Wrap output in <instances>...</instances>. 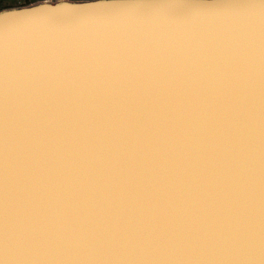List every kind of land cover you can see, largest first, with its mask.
Here are the masks:
<instances>
[{
    "label": "water",
    "instance_id": "95a60500",
    "mask_svg": "<svg viewBox=\"0 0 264 264\" xmlns=\"http://www.w3.org/2000/svg\"><path fill=\"white\" fill-rule=\"evenodd\" d=\"M0 264H264V0L0 16Z\"/></svg>",
    "mask_w": 264,
    "mask_h": 264
},
{
    "label": "rangeland",
    "instance_id": "374dc122",
    "mask_svg": "<svg viewBox=\"0 0 264 264\" xmlns=\"http://www.w3.org/2000/svg\"><path fill=\"white\" fill-rule=\"evenodd\" d=\"M161 2V3H171L173 2H163V1H176L181 3H195V2H211V1H224V0H2L4 6L0 10V16L9 13H15L23 10H43L46 12H53L57 10H64L73 8L75 6L84 3L93 4H110V3H129V2ZM59 5V6H58Z\"/></svg>",
    "mask_w": 264,
    "mask_h": 264
},
{
    "label": "trees",
    "instance_id": "16d2710c",
    "mask_svg": "<svg viewBox=\"0 0 264 264\" xmlns=\"http://www.w3.org/2000/svg\"><path fill=\"white\" fill-rule=\"evenodd\" d=\"M3 8H4V6L2 4V0H0V10L3 9Z\"/></svg>",
    "mask_w": 264,
    "mask_h": 264
},
{
    "label": "bare ground",
    "instance_id": "6f19581e",
    "mask_svg": "<svg viewBox=\"0 0 264 264\" xmlns=\"http://www.w3.org/2000/svg\"><path fill=\"white\" fill-rule=\"evenodd\" d=\"M163 2H173V3H178V2H176V1H163Z\"/></svg>",
    "mask_w": 264,
    "mask_h": 264
},
{
    "label": "clouds",
    "instance_id": "9594fccd",
    "mask_svg": "<svg viewBox=\"0 0 264 264\" xmlns=\"http://www.w3.org/2000/svg\"><path fill=\"white\" fill-rule=\"evenodd\" d=\"M59 6V5H58Z\"/></svg>",
    "mask_w": 264,
    "mask_h": 264
}]
</instances>
